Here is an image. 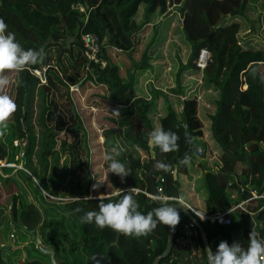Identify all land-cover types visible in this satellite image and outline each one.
Returning a JSON list of instances; mask_svg holds the SVG:
<instances>
[{
    "label": "trees",
    "instance_id": "obj_1",
    "mask_svg": "<svg viewBox=\"0 0 264 264\" xmlns=\"http://www.w3.org/2000/svg\"><path fill=\"white\" fill-rule=\"evenodd\" d=\"M238 4L239 0H0V19L8 25L7 31L16 34L17 42L25 50H38L43 47L46 56L42 63L48 66L53 54L54 65L58 67L53 68L50 65V68H46V86L57 89V85H63L67 88L69 83L77 84L82 79L83 83L99 84L103 87L102 99L113 106L112 111L119 109V116L112 113L111 121L119 130L123 129L121 139L132 148L148 149L147 134L151 132V125L147 112L154 101L161 97L165 114L160 116L158 122L165 131L177 133L178 150L163 154L158 148L153 149L150 146L152 158H140L133 150V153L122 154L121 159L130 171L127 176L129 187L153 191V185L158 184V177L161 176L163 182L159 184L162 193L168 196H177L179 187L171 171L176 168L177 172L180 166H183L182 161L193 155L196 145L202 150L205 149L204 142L198 140L202 137V130L196 115V99L183 96L179 77V73L190 64L200 69L196 61L199 50L204 49L207 58L200 70L204 83L211 84L217 93L214 111L208 116L209 132L220 150L219 166L214 171L201 168V180L208 197L206 213L212 214L231 207L232 202L229 201L227 190H236L237 186L228 183V180L231 174L238 173L239 164L241 173H246L248 178L238 196L247 197L250 189L264 191V82L257 70L258 63L264 62V55L259 49L241 48L236 39L237 22L222 21L223 16L234 15L239 8ZM141 8L143 17L139 20L136 16ZM170 9L180 17L182 36L189 46L187 60L185 64L179 63L174 86L169 90L171 94L183 97L178 118L166 100L163 90L150 87L147 96L136 95L132 73L128 72L123 79L117 66L104 59V52L109 48L129 51L137 38L136 34L151 22L147 16L156 12L160 20L150 25L151 42L159 29L161 19ZM84 32L95 34L99 39L98 56L105 60V69H100L98 63H94L82 53L79 37ZM42 63L31 65L21 73H15L10 96L17 104V111L8 120L5 134L0 137V160L4 161V165L0 166V183L11 182L16 189L9 194L7 200L9 220L6 225L12 230L8 235L11 242L0 246V264H44L48 261L47 254L40 252L31 238L30 230L34 227L40 245L52 249L55 264H95L92 259L94 255L101 259V264H150L153 257L160 254L164 248L167 227L158 226L148 236L137 239L114 233L107 228L100 230L94 223L82 224L80 216L88 211H98L99 201L96 196L88 198L87 193L77 195L70 183L69 199L59 200L58 206L55 207L51 200L57 190L44 182V169L39 175H34L28 168L16 167L29 147L30 140L27 139L28 132L23 123L27 117L29 94L34 86L39 84L33 70ZM80 70L84 72L83 78L80 77ZM17 79L21 81L19 86ZM26 88L28 93L23 107ZM44 88L45 86L40 84L39 116L43 132L38 154L42 158L55 138L54 131L44 120L46 111L47 114L49 111ZM67 99L69 100L68 97ZM62 126H57V130H61ZM98 139L102 141L101 136ZM157 162L172 165V170H158L155 167ZM111 187L114 188L113 185ZM29 189L32 192L30 196L27 192ZM129 194L139 203L138 210L142 214L146 215L161 206L153 199L131 192ZM104 197V202L108 203L118 201L121 195L117 191ZM256 201L263 204H258V208L257 203L252 206L251 202L247 208H258L253 219L261 224L254 231L264 238V200ZM76 208L83 209V212L75 213ZM2 209L4 208L0 206V213L3 212ZM235 210L240 212L241 216L235 219L234 214L230 212L228 216L231 222L228 225L216 224L209 220L199 221L208 241L219 237V242L210 245L213 251L221 241H227L229 245L239 242L245 250L247 249L248 236L252 231L247 223L251 225L252 221L247 222L246 214L239 208ZM56 211L60 212L59 217ZM64 214L68 217L65 222L69 228L57 229L63 222ZM187 220V217L180 213V223ZM54 222L57 223L56 228H45V225L51 226ZM73 230L75 231L72 232V241H68L67 237ZM64 237L75 249L74 253H69L67 245L60 246V238ZM198 241L202 264H206L199 236ZM180 256L181 253L172 246L169 254L160 259L158 264L176 263Z\"/></svg>",
    "mask_w": 264,
    "mask_h": 264
},
{
    "label": "rangeland",
    "instance_id": "obj_2",
    "mask_svg": "<svg viewBox=\"0 0 264 264\" xmlns=\"http://www.w3.org/2000/svg\"><path fill=\"white\" fill-rule=\"evenodd\" d=\"M246 2L250 4V7L245 10L246 18L249 16L256 18L258 16L257 21L262 22V28H264V1L239 0L238 7L240 9H238L241 10L242 6H247V4H244ZM237 15L239 14L236 13L235 16H232L237 18ZM179 18L174 11L170 10L161 19L159 29L151 42L152 26L146 25L136 34L137 38L129 51H118L116 48H109L104 52V59H108L117 66L118 73L123 79L126 78L128 72L129 74L132 73L136 95L147 96L150 87L163 90L166 94V100L174 110L177 118L183 97L173 95L169 90L174 86V78L179 63L185 64L189 54V46L183 39L182 23ZM104 59L101 58V60ZM105 60L100 69H105ZM54 61L55 58L52 54L48 66L46 63H42L37 69L33 70V74L39 79V84H36L29 94L27 117L23 123L28 132L27 139L30 140V143L27 152L21 158V163L16 167L28 168L34 175H39L44 169V182L57 190V194L51 200L52 205L57 207L59 200L69 199L70 183H72L73 191L77 195L87 193V196L98 197L118 189L112 188L111 185L112 181L117 180L119 177L108 173L107 163L103 160V157L106 152H110L114 147L118 148L121 155L124 152L127 153L130 149L127 147L126 141L121 139L123 129L120 128L119 130L111 121L113 119V106L102 99L103 87L99 84L83 83L82 79L77 84L69 83L67 88L63 85H57V89L53 86H46L45 71L47 67H51L50 65L52 67L57 66L54 65ZM63 62L65 63V60ZM81 76L84 77V72L80 70ZM179 77L180 91L183 96L196 99V115L201 122L202 138H208V116L214 111V101L217 98L216 90L211 84L204 83L202 71L194 64H190L187 69L182 70ZM10 79L12 83L3 93L9 96L15 82V73L10 74ZM40 84L45 86L44 94L46 103L49 106L48 114L46 111L44 118L45 124L50 126L55 134L53 144L49 146L43 158L38 154L43 132L39 116L41 104ZM93 105L96 107L94 112L89 109V106ZM164 114L165 109L160 97L154 101L153 106L147 112L151 131L160 127L158 119ZM57 117L58 120L56 121ZM60 124L63 125L62 129L57 130V126ZM99 136L102 137L101 142L98 139ZM210 142L211 145H207V151L214 155L212 156L214 161H211V163L215 164L217 151L212 141ZM24 149L26 150V147ZM204 152H206V149ZM204 152L201 151L198 154L196 151L194 155L196 154V157L202 158ZM121 155L117 159L123 162ZM1 165H4L3 160H0ZM239 167L241 168L240 164ZM32 179L35 182L33 176ZM115 182L120 183L119 181ZM97 183H100V187L93 191V185ZM15 191L13 183H0V206L4 208L2 209L3 212L0 213V246L8 245L11 242L8 235L12 230L6 225L9 220L7 200L9 194ZM27 192L29 196L32 194L30 189ZM46 197L49 198V196ZM54 209L56 210V208ZM59 213L57 212V217L60 216ZM64 215L63 222L59 227H57L56 220L51 226L49 224L45 225V228L49 227L51 230L56 227L57 229L69 228L68 223L65 222L68 217ZM63 230L67 232V230ZM74 231H70V235L67 237L68 241H72V232ZM60 240V246L67 245L66 248L69 249V253L75 252V249L65 241V237L60 238Z\"/></svg>",
    "mask_w": 264,
    "mask_h": 264
},
{
    "label": "clouds",
    "instance_id": "obj_3",
    "mask_svg": "<svg viewBox=\"0 0 264 264\" xmlns=\"http://www.w3.org/2000/svg\"><path fill=\"white\" fill-rule=\"evenodd\" d=\"M8 25L0 19V137L8 127V120L17 111V104L13 98L3 94L4 90L12 83L11 73H21L31 65L42 63L46 53L43 47L40 49L25 50L16 40L14 32L7 31ZM104 63V62H103ZM17 86L21 83L16 81ZM119 116V109L112 111ZM179 136L171 130L165 131L163 127L154 129L147 134V143L153 148H158L161 153L167 154L178 150ZM121 155L118 148H112L106 152L103 160L107 163L108 173H112L120 178L121 183L129 175L130 171L124 162L117 159ZM182 163L187 164L185 158ZM155 167L158 170L169 172L172 165L164 162H157ZM100 187V183L93 185V191ZM129 187V186H127ZM124 189V188H123ZM117 189L121 198L116 202H104V195L97 197L98 211H88L80 216V223L93 224L100 230L110 229L114 233L125 237L140 238L151 234L158 226H165L174 230L180 223L181 209H187V205L179 197L172 198L163 195H154L152 198L159 202L161 206L149 211L146 215L138 209L139 203L131 194L135 189ZM91 198V197H88ZM175 199L178 203H168ZM180 205L181 207H175ZM75 213L83 212V209H74ZM204 219V216L200 218ZM249 245L245 250L239 242L231 245L227 241H221L216 250L207 248L208 264H264V238L259 233L251 231L248 236ZM95 264H101V259L95 255L92 257Z\"/></svg>",
    "mask_w": 264,
    "mask_h": 264
},
{
    "label": "crops",
    "instance_id": "obj_4",
    "mask_svg": "<svg viewBox=\"0 0 264 264\" xmlns=\"http://www.w3.org/2000/svg\"><path fill=\"white\" fill-rule=\"evenodd\" d=\"M245 1H248V0H245ZM244 4H247V6H242L241 10H239L240 8L236 10V13L239 14V15H237L238 19L236 17L233 18V16L229 15V17L223 16L222 21L223 22H229V21H236L237 22L238 30H237V34H236V39H237V43L239 44V46L241 48L259 49L264 55V28H262V22L257 21L258 16L256 18H253L250 16L248 18H246V11L245 10L248 7H250L249 6L250 4L248 2H246ZM251 9H253V8H251ZM171 11H173V10H171ZM235 14H234V16H235ZM137 17L139 20L143 17L142 16V8L140 9V13L138 14V16H136V18ZM147 17H149V19L151 21V22L147 23L148 25H152L155 22H157L158 20H160V16L157 15L156 12H154L153 14H151L150 16H147ZM257 70L261 74L262 80L264 82V62L258 63ZM105 101H106V103H109V102H107V100H105ZM89 109H90V111L94 112L96 107H95V105L89 106ZM208 135H209L208 138H206V137L198 138L199 141H202V142L204 141L206 152H204L205 149L202 150L198 145H196L197 147L194 150L193 155L190 158H188V163L183 164V166H180V168L177 170V172H176V168L171 171L172 175L177 179V181L179 183L177 197L181 198L183 200V202L188 207L192 208L194 211H196L198 213H203V212L206 213L208 210V197H207V193L204 189V186H203L202 180H201V168L202 169L203 168L204 169H210L211 171H214L219 166V160H218V157L220 154L219 147L212 140V138L210 136L209 129H208ZM210 141H212V143L214 144L215 149L217 151V155L215 157V164L211 163V161H214L213 157H212L214 155H212L211 153H209L207 151V148H208L207 145H211ZM147 146H148L147 150H141L139 148H132L131 146L127 145V147L130 149V150H128L127 153H130V152L133 153V150H135L139 154L140 158H152L153 152L150 149V145L148 144ZM196 151L198 154H200L201 151H203L204 152L203 157L202 158L196 157L197 155L196 154H195L196 156L194 155V153ZM125 153L126 152H124L122 154H125ZM193 157H194V159H193ZM241 172L242 171L240 168L238 173L231 174L230 178L228 180V183H234L237 186L236 190H231V189L227 190L228 196H229V201L232 202V205L230 208H233L236 204L241 203L246 198V197L240 198L238 196V192L242 191L244 189L245 186H243V185L246 184L247 178H248V175L246 173L242 174ZM115 181H119L120 183H117ZM115 181H112V185L114 186V188H126L127 187V177L124 179L123 183H121L120 178H117V180H115ZM242 186H243V188H242ZM116 192H117V189H115V191H113L112 193L105 194L104 196L112 195V194H115ZM149 192H151V191H149ZM256 200L257 199H255V201L252 202L253 203L252 206L256 205V203H257ZM258 204L261 205V204H263V202L261 204L257 203V205ZM259 205H258V208L260 207ZM243 208L246 209L247 206H243ZM258 208L256 210H258ZM235 209L232 210V213L235 215L234 216L235 219H239V217L241 216L240 212H237V210H235ZM239 209L243 213L246 214L245 217H246L247 222H249V221L253 222V225H252V223H251V225H250V223H247V226H249L252 231H254L256 227H260L261 223L259 221H255L256 223L253 221L254 220L253 218L256 214L255 210H251L250 212L246 213L241 208H239ZM216 242H219L218 236L213 238L211 241H209V244L210 245L215 244ZM199 258H200L199 263L202 264L201 253H200ZM172 264H188V262L186 260H184L182 258V256H180L179 261H176V263L172 262Z\"/></svg>",
    "mask_w": 264,
    "mask_h": 264
},
{
    "label": "built area",
    "instance_id": "obj_5",
    "mask_svg": "<svg viewBox=\"0 0 264 264\" xmlns=\"http://www.w3.org/2000/svg\"><path fill=\"white\" fill-rule=\"evenodd\" d=\"M81 9V8H79ZM80 44L82 46V53L90 60H92L94 63H98L99 67L103 63L102 60L99 58V48H100V42L99 39L95 34L84 32L80 34L79 37ZM207 58V53L204 49L199 50L196 65L202 69L205 65V61ZM163 182V178L161 176L158 177V184L153 185V191L149 192L146 190H141L139 188L135 187H126L123 190L128 189H135V191H132V194L135 195H141L150 199H153L152 197L154 195H163L168 196L162 193V187L159 183ZM248 196L239 204H236L233 208H228L224 211L215 212L212 214L207 213H198L192 210L194 214L197 216V218L200 221L203 220H209L212 222H215L216 224L220 225H228L231 222L230 217L228 214L232 212L235 208H241L244 212L248 213L251 210L243 208V206H248L253 202L255 199H264V191H256L254 189H250L248 191ZM172 198H177V196H168ZM177 201L175 199L169 200L168 202ZM185 204V203H184ZM186 205V204H185ZM257 211V210H255ZM204 216V219L201 220L200 218ZM255 222V220H253ZM256 223V222H255ZM253 225V222H252ZM177 228V227H176ZM172 246L174 249L181 253L182 258L188 262V264H197L200 262V253H201V247L199 245L198 241V232L196 228L194 227L193 223L189 220L181 222L178 228V232L176 233V230L174 232L173 242Z\"/></svg>",
    "mask_w": 264,
    "mask_h": 264
},
{
    "label": "water",
    "instance_id": "obj_6",
    "mask_svg": "<svg viewBox=\"0 0 264 264\" xmlns=\"http://www.w3.org/2000/svg\"><path fill=\"white\" fill-rule=\"evenodd\" d=\"M27 93L28 92H27V88H26L25 93L23 95V107H25ZM129 175H130V173H129ZM127 186H129L128 182H127ZM170 203H178V201H173V202H170ZM174 206L178 207V208L181 207L180 205H174ZM180 213L185 215L187 217V219L189 221H191L193 223L194 227L196 228V230L198 232V236H199L200 242H201L202 247H203L204 254L206 256V264H208V261H207V255H208L207 248L210 247V244H209V241L207 240V237H206V234H205L203 228L201 227V224L199 222L200 220L197 218V216L194 214V212L192 210H190V208H188V206H187V209H181ZM175 230H176V228L174 230H172V229H169L167 227V236H166V241H165L164 248H163V250H162V252L160 254H158V255L153 257V259L151 260L150 264H158L160 259L165 258L169 254V252L171 250V247H172V242H173V237H174ZM30 233L32 235V240L35 242L36 247L38 248V250L40 252H42V253L47 254L48 261L46 263H44V264H55V260L53 258L52 249L46 248V247H42L40 245L38 237H37V234H36L35 227L30 230Z\"/></svg>",
    "mask_w": 264,
    "mask_h": 264
}]
</instances>
